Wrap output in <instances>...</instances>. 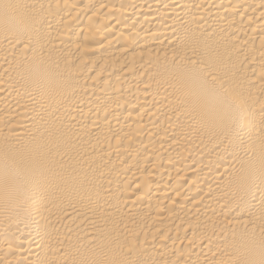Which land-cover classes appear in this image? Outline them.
<instances>
[{"label": "bare ground", "instance_id": "obj_1", "mask_svg": "<svg viewBox=\"0 0 264 264\" xmlns=\"http://www.w3.org/2000/svg\"><path fill=\"white\" fill-rule=\"evenodd\" d=\"M0 264H264V0H0Z\"/></svg>", "mask_w": 264, "mask_h": 264}]
</instances>
